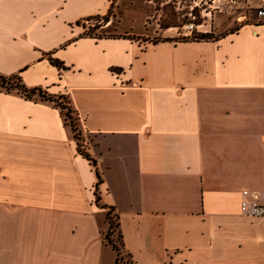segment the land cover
<instances>
[{"label":"crops","instance_id":"0c3cea01","mask_svg":"<svg viewBox=\"0 0 264 264\" xmlns=\"http://www.w3.org/2000/svg\"><path fill=\"white\" fill-rule=\"evenodd\" d=\"M101 5L0 0V74L67 97L97 162L54 102L0 89V264H116L104 205L134 264H264V217L240 205L244 190L264 203V21L182 43L75 39Z\"/></svg>","mask_w":264,"mask_h":264},{"label":"rangeland","instance_id":"374dc122","mask_svg":"<svg viewBox=\"0 0 264 264\" xmlns=\"http://www.w3.org/2000/svg\"><path fill=\"white\" fill-rule=\"evenodd\" d=\"M100 1L103 10L83 16L74 24L81 29L75 39L125 38L136 41L141 46L147 42L156 45L163 42L202 41L205 38H216L251 21L259 8H252L248 0ZM203 34H208V37L203 38ZM65 100L70 103L67 97ZM109 210L107 209V213ZM110 213L114 222L112 239L120 251L119 264H133L119 235L117 215L114 211Z\"/></svg>","mask_w":264,"mask_h":264},{"label":"trees","instance_id":"16d2710c","mask_svg":"<svg viewBox=\"0 0 264 264\" xmlns=\"http://www.w3.org/2000/svg\"><path fill=\"white\" fill-rule=\"evenodd\" d=\"M202 37H208V34H203ZM209 38H205V40H208ZM51 61L56 64L59 67L63 66V63L57 59H52ZM0 89H4L5 91H17L23 95H25L27 98H31L33 99L35 96H39L41 99L43 100H47V101H51L54 102L57 106H59L63 112V114L65 115V118L67 120V123L72 127L73 131H74V136L77 140L78 143V148L79 151L88 158V160L94 165L96 166L97 162L96 159H94L91 154L86 150L85 145L83 144V137H82V133L81 130L79 129L77 122L73 116L74 114V110L72 108V106L70 105V103L68 104V102H66L67 100L66 97H57V96H51L49 94H46L45 91H43L40 88H27L26 85L23 83L22 79H21V75L20 74H13L10 76H6V75H2L0 74ZM97 175H98V183L97 186L99 185V183L102 181V176L101 173L99 172V170L97 169ZM96 201L99 202L100 201V195L98 193H96ZM103 207H106L107 209H110L108 211V213H106L107 215V222H108V228L107 231L105 232L104 235V240L105 242L112 246L113 249L116 252V264H119L120 261V251L118 250L114 240L112 239V232H113V228H114V222L113 219L111 217V213L110 211H114L115 209L114 207H110L108 205H104ZM116 213V212H115ZM116 217H117V227L119 228V235L122 238V244L124 247V241H123V234L120 230V218L118 213H116ZM125 249V248H124ZM118 251V252H117ZM127 252V251H126ZM128 253V252H127ZM128 255L131 257L132 259V255L128 253ZM133 260V259H132ZM134 264V261H133Z\"/></svg>","mask_w":264,"mask_h":264},{"label":"built area","instance_id":"2783aa9c","mask_svg":"<svg viewBox=\"0 0 264 264\" xmlns=\"http://www.w3.org/2000/svg\"><path fill=\"white\" fill-rule=\"evenodd\" d=\"M257 16L260 20L264 21V5L258 8ZM240 205L243 214L252 217H264V203L260 201L258 192L244 190Z\"/></svg>","mask_w":264,"mask_h":264}]
</instances>
